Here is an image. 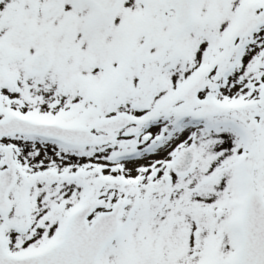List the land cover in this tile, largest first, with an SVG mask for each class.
Masks as SVG:
<instances>
[{
    "label": "snow or ice",
    "instance_id": "6c2138e0",
    "mask_svg": "<svg viewBox=\"0 0 264 264\" xmlns=\"http://www.w3.org/2000/svg\"><path fill=\"white\" fill-rule=\"evenodd\" d=\"M0 264H264V0H0Z\"/></svg>",
    "mask_w": 264,
    "mask_h": 264
}]
</instances>
